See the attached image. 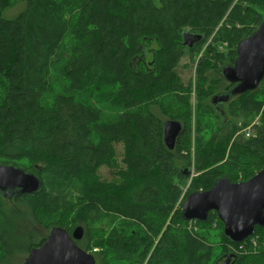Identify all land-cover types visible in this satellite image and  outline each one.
<instances>
[{
    "label": "trees",
    "instance_id": "16d2710c",
    "mask_svg": "<svg viewBox=\"0 0 264 264\" xmlns=\"http://www.w3.org/2000/svg\"><path fill=\"white\" fill-rule=\"evenodd\" d=\"M2 1L0 77L7 88L0 92V164L37 175L41 186L34 193L0 190V264L17 256L24 259L16 264H25L53 228L71 233L77 224L84 235L76 242L96 264H218L232 252L233 264H264V226L235 242L224 234L216 211L206 220H187L184 201L178 203L187 183L189 193L206 191L220 178L247 181L264 168V79L258 88L234 94L237 99L214 104L213 121H198V135L185 143L192 131V83L174 70L183 55L179 46L193 56L214 34V43L233 37L236 47L231 44L226 55L225 46L209 43L195 72L200 78L215 66L222 76L223 67L235 64L238 44L262 24L264 0H23L25 7L11 19L3 17L2 3L12 0ZM35 8L57 13L59 30L50 36L59 47L38 33L28 37L23 68L17 39L29 34L23 20L34 22ZM69 26L77 40L63 62L58 52ZM157 54H165L164 61ZM159 67L165 71L151 79ZM51 72L68 85L57 78L51 83ZM228 82L218 93L231 92L234 83ZM114 85L116 93L106 95ZM95 94L98 101L106 95L103 107L113 111L112 120L84 112ZM229 114L243 124L229 121ZM257 116L247 137L244 129ZM171 119L183 125L174 149L164 140ZM118 145L121 162L115 160ZM102 166L114 173L112 179L101 177ZM53 182L70 187L77 201H66L64 192L49 187ZM29 214L48 230L45 236L29 227Z\"/></svg>",
    "mask_w": 264,
    "mask_h": 264
},
{
    "label": "water",
    "instance_id": "95a60500",
    "mask_svg": "<svg viewBox=\"0 0 264 264\" xmlns=\"http://www.w3.org/2000/svg\"><path fill=\"white\" fill-rule=\"evenodd\" d=\"M197 37L200 38L198 35ZM188 35H185L186 43ZM238 57L234 65L223 67L222 75L236 83L232 93L239 94L258 88L264 79V20L258 30L237 46ZM230 95L219 93L214 102H225ZM183 125L178 120H167L164 140L174 149ZM41 179L23 168L0 164V190L5 194L34 193L40 189ZM187 220H206L216 211L224 223V234L232 241L242 242L251 237L256 226H264V168L247 181L233 182L220 178L206 191L188 194L183 206ZM84 235L83 226L71 233L62 227L53 228L47 240L31 249L25 264H96L94 255L82 249L76 241Z\"/></svg>",
    "mask_w": 264,
    "mask_h": 264
},
{
    "label": "rangeland",
    "instance_id": "374dc122",
    "mask_svg": "<svg viewBox=\"0 0 264 264\" xmlns=\"http://www.w3.org/2000/svg\"><path fill=\"white\" fill-rule=\"evenodd\" d=\"M4 1V0H3ZM2 1V2H3ZM36 3V4H35ZM40 0H34V4H40ZM3 8H6L3 12V17L4 18H14L19 11L23 10V7H25L24 1L23 0H12L11 1V5L8 3L3 2L2 3ZM168 10H165V12ZM32 14L35 16V21L34 22H30V21H24L23 20V26L26 27L24 29V32L27 33V29L29 30V34H24V38H19L17 39V43H18V49H21V62L20 64H22L23 68L28 64L29 62V54L26 52V47H27V39L30 36H33V38H35L36 35H34L35 33H38L39 35L42 36V38H44L50 45H57L51 38L50 36V30L55 32V34L58 32L59 30V26L57 23V13L56 12H50L47 11L45 9L42 8H35L32 9ZM70 15H72V13H70ZM66 16L63 15V20L64 17ZM73 16V15H72ZM74 17V16H73ZM39 19H42L46 24L39 22ZM40 26H42V28L40 29ZM72 30V28L69 26L68 27V32L65 34V36L63 35V38L61 40V51H59L58 53L61 55L59 58L60 61H65L68 60V57H70L73 53L72 49H71V43L75 40H77V38H74L73 33L70 31ZM190 30V29H189ZM41 31V32H40ZM185 35H189V32L186 33ZM214 34L208 39V42H206L205 44L201 45L199 47L200 51L197 52V50L193 53V56L190 55L189 51L185 48V46L181 47L179 46L178 48H180V50H182L183 54L182 56H180L179 60L176 63V66L174 68V70L178 71L179 74L182 77V80L184 81L185 84H189L192 83L190 85V88L192 90V101H191V109H192V113H193V118L191 121V126H192V131H191V135L187 134V137L185 138V143L189 141V137L191 136L192 139L194 140L195 137L198 135L197 132V122L198 121H203V119H208V120H212L213 121V116H211V114H213V109H214V104L211 103L213 101V95H215L216 93L218 94V92L226 90V88L230 85L229 84V80L226 81L222 76L221 73L219 72V70L214 66V67H208L207 70L200 75V78H198L197 74H196V65L197 62L200 60L202 52L207 50V46L209 43L211 44H216L217 47L218 45H223L225 46V48L223 47V51H225V54L228 55L229 50H226L227 48H229L231 46V44L233 45V47H236V40L231 37L227 40L223 39L224 42H219V43H214ZM62 37V35L60 36ZM188 39V38H187ZM184 42V40H183ZM233 42V43H232ZM222 43V44H220ZM58 46V45H57ZM33 47H39L38 43H33ZM59 47V46H58ZM153 48H157L156 50L158 51V47L159 45L157 43L152 44ZM150 47V48H151ZM44 51L46 50V46H43ZM149 48V49H150ZM25 50V51H24ZM197 52V53H196ZM201 52V53H200ZM154 51H152L148 56H147V60L152 61L153 60V55ZM166 55L165 54H160V56H158L157 54V59L156 60H161L164 61ZM226 56H223L222 59H225ZM220 59H216L215 63L219 64ZM164 72L165 70L162 67H159L157 70H155L153 72V78L151 79H155L156 75L159 74L160 72ZM57 78L59 79V82L61 83V86H67L68 85V81L64 78H60V75L58 72H51V77L49 78V81L52 83V79ZM219 81V82H216ZM196 82V83H195ZM262 82V81H261ZM4 83V79H2L0 77V92L3 91L5 88H7L6 85H3ZM261 84V83H260ZM199 85V87L201 88V92L203 93V96H199L198 94V89H196V86ZM115 86V85H114ZM119 89V86H115V88L111 87V89L108 90H104L106 93V95H114L116 93V91ZM189 89V88H188ZM213 93V94H210ZM103 95L101 100L98 101L96 100V95L98 96V94H95L94 97L92 99L95 100H90V99H86V102L84 103L83 109L84 112L88 115H93V112H98L99 114H103V117L107 120H112L114 118V113L113 111L108 108L107 106L104 108L103 105H105V99H106V95ZM225 94H228V92H226ZM231 97L230 99H237V97L233 96L232 94H230ZM82 102V99H80ZM228 102V101H227ZM201 104V106H200ZM90 107H93L95 110L92 109V113L89 112ZM201 108V109H200ZM225 108H227V105L225 106ZM201 110L198 111V110ZM229 112V111H228ZM196 113H201V115H198L199 117H202L201 120H198L196 117ZM232 114L228 115V120L229 121H236L239 125L243 124L240 122V117L238 118H234L233 116H231ZM211 116V118H210ZM198 117V118H199ZM258 120H259V116ZM256 117V118H257ZM256 118H254L255 120H257ZM255 120H253L252 122H254ZM194 146V143H193ZM123 147L122 145H118L116 147V157L115 160L118 159V161L121 162L122 158H123ZM123 163V162H122ZM121 163V165H122ZM99 174L101 175L102 178L104 179H112L114 176V173H112L109 168L107 166H102L99 169ZM240 177H237V180L234 181H239ZM188 184V183H187ZM184 185V188L182 189V195L180 197V199H184L186 198L187 194H189V190L191 188L188 187V185ZM51 189H53L55 192H64L66 198H64L66 201H77V197L76 195H74L70 189V187H66L65 185H62L58 182H53V184L51 186H49ZM191 193V192H190ZM179 199V201H180ZM179 203V202H178ZM177 205V204H176ZM181 205V204H179ZM178 206V205H177ZM27 219L28 221L27 224H29L30 228H34V230L39 234L40 237L45 236V233L48 231L46 229H43L40 227V225L33 219V216L31 214L27 215ZM108 225V224H106ZM116 225H118V223H116ZM80 225H74L72 227V229L74 230L76 227H78ZM82 226V225H81ZM84 228V227H83ZM72 230V231H73ZM71 231V232H72ZM257 243L256 239H252V242L249 241L248 244H251L252 246L255 245ZM246 249H251L250 245H246L244 244V247ZM97 250V248H95ZM94 249V250H95ZM249 251V250H248ZM229 254V253H228ZM23 257H14L13 259H10L7 261V264H16L17 262L21 263V261L23 260ZM220 263V261L218 262V264ZM146 264V263H145ZM223 264V263H222Z\"/></svg>",
    "mask_w": 264,
    "mask_h": 264
},
{
    "label": "flooded vegetation",
    "instance_id": "af4514ba",
    "mask_svg": "<svg viewBox=\"0 0 264 264\" xmlns=\"http://www.w3.org/2000/svg\"><path fill=\"white\" fill-rule=\"evenodd\" d=\"M149 54V53H148ZM235 86H236V83H234V87L232 88V90H231V92H228L229 93V95L230 94H232V95H234V93H232V91H233V89L235 88ZM216 95H219V93L218 94H216ZM214 97H215V95H213V100H214ZM230 97H231V95H230ZM229 100H232V99H229ZM228 100V101H229ZM221 101H218V102H214V101H212V103L213 104H217V103H220ZM225 102H227V101H225ZM224 102V103H225ZM234 255H235V253L234 252H232V253H229V254H227V256L226 257H224V259L222 260H220V263L219 264H233V259H234Z\"/></svg>",
    "mask_w": 264,
    "mask_h": 264
},
{
    "label": "built area",
    "instance_id": "2783aa9c",
    "mask_svg": "<svg viewBox=\"0 0 264 264\" xmlns=\"http://www.w3.org/2000/svg\"><path fill=\"white\" fill-rule=\"evenodd\" d=\"M258 123V120H255L254 122H252L249 126H247L245 129H244V133L247 137H250L252 134H253V126L255 124ZM184 201V199H180L179 203Z\"/></svg>",
    "mask_w": 264,
    "mask_h": 264
}]
</instances>
